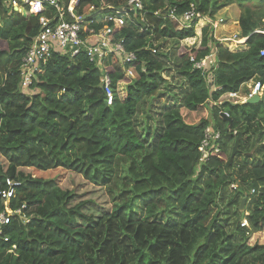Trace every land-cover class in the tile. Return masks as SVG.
Masks as SVG:
<instances>
[{"label":"trees","instance_id":"trees-1","mask_svg":"<svg viewBox=\"0 0 264 264\" xmlns=\"http://www.w3.org/2000/svg\"><path fill=\"white\" fill-rule=\"evenodd\" d=\"M62 1L65 7L69 0ZM127 1L80 0L79 11ZM141 1L124 26L108 21L137 60L122 65L113 57L106 64L113 93L106 105L102 70L84 53H52L31 84L39 91H21L18 68L40 29L38 16L0 0V191L7 178L16 181L9 208L20 209L3 227L8 240L0 239V264H264V243L250 242L264 230V144L258 142L264 101L220 100L250 80L264 84V0ZM191 2L211 21L217 10L237 4L243 47L229 49L210 23L203 25L199 45L180 46L174 60L185 87L180 101L162 105L155 128L140 133V104L172 88L165 76L169 55L158 42L196 36L197 22L183 27L168 10L182 14ZM208 54L215 58L212 87L189 61ZM210 124L219 138L199 162ZM238 132L239 151L227 169ZM28 169L78 174L103 191L106 205Z\"/></svg>","mask_w":264,"mask_h":264},{"label":"built area","instance_id":"built-area-1","mask_svg":"<svg viewBox=\"0 0 264 264\" xmlns=\"http://www.w3.org/2000/svg\"><path fill=\"white\" fill-rule=\"evenodd\" d=\"M80 0H69L64 7L62 0H7V4L11 5L15 10L20 11L27 8L32 15L38 16L40 29L37 35L32 39L24 57L18 68L20 77L19 87L21 91L31 89L32 82L37 78V74L49 59L52 53L62 55L75 56L84 53L90 62L102 70L100 81L105 93L106 105H111L113 93L111 88V80L106 69V64L110 59L115 57L120 64H132L136 62L137 58L133 52L125 50L123 39L114 37V27L108 24V21H116L118 26L122 27L127 23V19H131L130 10H141L143 8L141 0H128L125 5L121 7L107 6L95 9L94 5L87 6L79 11ZM94 11L108 12L102 20L94 19V15L86 17L87 14ZM161 10L154 12V15H161ZM97 13V14H98ZM168 18L176 20L181 26H189L193 21L199 23L205 21L210 23L214 28L217 27L218 22H214L204 17L196 10L193 2L189 3V8L182 14H177L175 8L168 10ZM143 21L144 19L141 18ZM216 21V20H215ZM222 19L219 20L221 22ZM94 23L103 24L102 27L95 29L91 25ZM202 27V26H201ZM199 28V32L200 29ZM200 34V33H199ZM194 39L196 38L193 37ZM192 38L185 39L187 44L198 46L200 41H190ZM245 38H241L233 42L240 44ZM183 41V40H182ZM152 53H156V43L151 48ZM259 54L264 56V48L259 50ZM192 68L200 70L206 76L209 86H213V74L211 71L214 64V54H208L204 58L196 59L194 56L189 58ZM135 73L133 67L126 69V73L132 76ZM133 77V76H132ZM264 93V84L256 81L249 91H247L244 101L254 94L262 95ZM223 96V100L236 102L231 100L234 97H239L238 93H227ZM222 100V98H220ZM228 117V113L224 112ZM219 133L212 124L206 130L204 138L198 148L200 157L199 162H203L209 157V149L213 148L210 145L212 139H218ZM217 151V148H214ZM6 189L0 191L4 209L0 212V239L5 241L8 237L2 234L3 227L9 224L12 216H19L20 209L11 210L9 208V199L13 195L14 187L18 184L9 178L5 180ZM231 188H236L235 184ZM27 221V220H26ZM241 225H247L246 219H243Z\"/></svg>","mask_w":264,"mask_h":264},{"label":"rangeland","instance_id":"rangeland-1","mask_svg":"<svg viewBox=\"0 0 264 264\" xmlns=\"http://www.w3.org/2000/svg\"><path fill=\"white\" fill-rule=\"evenodd\" d=\"M236 8H230L228 10H217L215 14L213 15V21L218 22L216 28H213V34L214 37L222 42L226 47L230 48L233 47L235 41L241 39L239 32L234 30V26L236 25L235 21L232 19V15L236 13ZM109 14L108 12L101 11L100 13L96 14L94 16V19L96 20H102L105 15ZM222 19L221 22L219 20ZM216 20V21H215ZM205 24V21H200L195 26V32H196V38H192L190 41L195 40L200 41V32L199 28ZM239 25V23H238ZM237 28V26H235ZM189 42V41H187ZM186 40H180L178 43L175 41V39H167V40H160L158 43H161V52H165L167 55H169V60L167 62V66L169 68V71L166 73V77L172 85L171 91L163 90V93L158 94L155 96L154 99H146L144 100L138 110V114L136 117V127L140 133H148V131H152L156 124V121L153 118L157 117L156 112L159 111V109L162 107V105H166L167 103L171 104H177L181 99V93L185 90V87L183 85V82L177 75V71L174 66V60L178 56L179 47L182 45L191 46L187 44ZM238 45V44H237ZM171 57V58H170ZM133 77L136 76V74L133 72L131 73ZM34 90L35 92L39 91L37 88H31L29 91ZM239 97H234L231 100L238 101L240 100ZM223 97L221 96L222 100ZM153 101V102H152ZM152 102V104H151ZM153 103H155L153 105ZM149 109V110H148ZM147 111L150 112L152 116V120L147 119ZM254 131L257 133L258 130L254 129ZM143 135V134H142ZM261 144H264V137L261 136L260 140L258 141ZM27 173H31L33 176H43L46 178H52L57 181V183L64 189H75L77 193H79L82 197V199H94L101 203L102 205H106V197L103 194V191L98 190L97 188L92 187L91 185H86L80 175H76L74 173H70L68 171L62 170V169H52L48 171H33L32 169L26 170ZM248 192V191H246ZM254 190L251 189L250 193H253ZM260 242L264 243V230L258 233H255L252 235L250 242ZM246 259H244L245 261ZM256 264V263H255Z\"/></svg>","mask_w":264,"mask_h":264},{"label":"water","instance_id":"water-1","mask_svg":"<svg viewBox=\"0 0 264 264\" xmlns=\"http://www.w3.org/2000/svg\"><path fill=\"white\" fill-rule=\"evenodd\" d=\"M98 12L99 11H94L92 13H89V14L86 15V17H89V16H92L94 14H97ZM261 101H264V93L262 95L254 94L251 97H248L244 102H246V103H258V102H261ZM221 115L226 117L224 112H221ZM226 118H228V117H226ZM241 137H242V132L236 133V137H235L232 149H231L230 156H229L228 160L226 161L227 169H229L235 154L239 151V143H240V138ZM244 202H245V198H242L241 202H240V207H239L240 211L243 210Z\"/></svg>","mask_w":264,"mask_h":264},{"label":"crops","instance_id":"crops-1","mask_svg":"<svg viewBox=\"0 0 264 264\" xmlns=\"http://www.w3.org/2000/svg\"><path fill=\"white\" fill-rule=\"evenodd\" d=\"M230 8H236V9H237L236 13H234V14L232 15V19H233V21H235V23H236L235 26H237V28H235V26H234L233 29L240 33V26L238 25V23H239V22H238V18H239V16H240V9H239V7L237 6V4L234 3V4H231V5L225 6V7L221 8L220 10H228V9H230ZM241 47H243V44H238V45H237V43L234 42L233 47H230L229 49L234 50V49H238V48H241ZM254 82H256V81H254V80H250L249 82H247L246 84H244V86L240 89V92H238V94L240 95V101H241V102H244L243 97H245L247 91L250 90V88L252 87V85L254 84ZM237 102H238V101H237Z\"/></svg>","mask_w":264,"mask_h":264},{"label":"clouds","instance_id":"clouds-1","mask_svg":"<svg viewBox=\"0 0 264 264\" xmlns=\"http://www.w3.org/2000/svg\"><path fill=\"white\" fill-rule=\"evenodd\" d=\"M207 24V23H206ZM205 25V24H204ZM214 28V27H213ZM241 38H243V37H241ZM245 41V40H244ZM244 41H242V42H240V44H243V42ZM238 102H241L240 100H238ZM233 103H237V101L236 102H233ZM222 112H224V111H222Z\"/></svg>","mask_w":264,"mask_h":264}]
</instances>
